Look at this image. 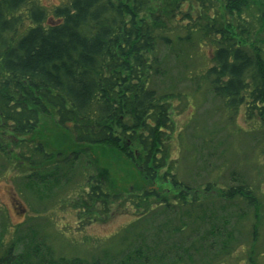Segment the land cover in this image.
I'll return each mask as SVG.
<instances>
[{
	"label": "trees",
	"instance_id": "1",
	"mask_svg": "<svg viewBox=\"0 0 264 264\" xmlns=\"http://www.w3.org/2000/svg\"><path fill=\"white\" fill-rule=\"evenodd\" d=\"M158 3L164 8L194 4L198 14L191 17L188 10L179 9L184 21L181 28L186 27L184 35L174 40L160 11L150 13L148 20L139 16ZM250 4L251 0H58L46 6L41 0H0V127L12 135H27L35 129L39 114L50 111L58 125L69 129L74 143L113 149L131 161L139 158L144 180L159 182L174 198L171 207L178 204L176 227H169L166 234H181L187 227L181 220L186 218L197 226L200 222L210 225L211 220L204 217L205 208L209 210L207 200L201 201L204 194L192 193L190 185L163 170L165 137L174 125L168 95L158 94L149 80L161 73L156 48L181 45V41L191 44L194 39L207 42L209 64L199 79L228 112L243 107L246 120L264 127V49L248 42L239 22H223L216 15L219 8L227 19L240 17L251 9ZM61 172L51 168L47 176L32 180H52L53 185L62 179L72 182V176ZM92 182L86 198L104 201L102 180ZM211 190L206 183L205 191ZM219 193L217 198L228 204L256 205L246 183L227 186ZM142 198L153 200V207H145L147 213L162 204L154 190L145 191ZM167 206L161 209L173 214ZM190 227L183 233L185 239L190 238ZM207 228L195 236L194 250L198 246L197 251H205L204 239L218 237L219 247L227 254L232 241L230 235L224 237V227ZM127 234L124 243L129 248L119 264H135L131 260L144 264L147 257L142 246L130 248L142 238ZM151 250L159 252L148 247L146 254ZM168 254L170 250L165 251ZM98 258L56 256L41 242H30L19 252L10 243L0 254V264H107Z\"/></svg>",
	"mask_w": 264,
	"mask_h": 264
},
{
	"label": "rangeland",
	"instance_id": "2",
	"mask_svg": "<svg viewBox=\"0 0 264 264\" xmlns=\"http://www.w3.org/2000/svg\"><path fill=\"white\" fill-rule=\"evenodd\" d=\"M41 1L46 6L58 3ZM186 5L164 8L158 3L139 16L148 20L150 13L160 11L175 40L186 27L181 28L184 21L179 9L188 10L191 17L198 14L194 4ZM250 5L240 17L227 19L219 8L216 15L223 22H239L248 42L264 49V0H251ZM209 52L207 42L195 39L191 44L181 41V45L156 48L161 73L149 78V85L158 94L168 95L174 125L165 137L163 170L190 185L192 193L204 194L201 201L207 200L209 208L204 217L211 220L210 225L200 222L197 226L186 218L181 220L187 226L181 234H166L169 227H176L178 204L171 207L174 198L159 182L144 180L139 158L131 161L113 149L74 143L69 129L58 125L47 111L39 114L35 129L27 135H12L0 127V254L10 243L20 252L30 242H41L56 256L87 261L99 257L107 264H119L129 248L124 242L130 231L142 238L130 248L142 246L147 257L144 264H264V127L246 120L243 107L228 112L199 79L209 64ZM51 168L72 176V182H33L34 176H47ZM95 179L102 180L104 201L86 198ZM206 183L213 190L206 192ZM237 183H246L252 191L254 207L217 198L220 189ZM148 190L157 191L162 204L147 213L145 207L154 206L153 200L142 198ZM166 204L173 214L161 209ZM189 224L192 235L185 239ZM211 225L224 227V237L230 235L227 254L219 247L218 237L204 239L203 246L211 250L197 251L198 246L194 250L195 236ZM148 247L159 252L146 254ZM166 250L171 254L166 256Z\"/></svg>",
	"mask_w": 264,
	"mask_h": 264
}]
</instances>
